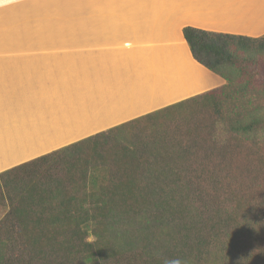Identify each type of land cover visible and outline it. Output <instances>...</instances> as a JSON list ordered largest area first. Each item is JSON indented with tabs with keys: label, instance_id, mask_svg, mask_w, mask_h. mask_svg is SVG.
Listing matches in <instances>:
<instances>
[{
	"label": "trees",
	"instance_id": "16d2710c",
	"mask_svg": "<svg viewBox=\"0 0 264 264\" xmlns=\"http://www.w3.org/2000/svg\"><path fill=\"white\" fill-rule=\"evenodd\" d=\"M182 33L225 84L1 172L0 264H264V35Z\"/></svg>",
	"mask_w": 264,
	"mask_h": 264
},
{
	"label": "crops",
	"instance_id": "0c3cea01",
	"mask_svg": "<svg viewBox=\"0 0 264 264\" xmlns=\"http://www.w3.org/2000/svg\"><path fill=\"white\" fill-rule=\"evenodd\" d=\"M185 27L260 37L264 0H0V42L33 43L31 51L39 54L20 47L19 57L25 58L48 57L43 53L56 48L73 52L68 46L77 44L78 54L58 56L79 59L83 78L77 83L73 74L56 77V82L75 81L81 89L74 101L60 106L44 90L43 75L32 68L17 66L9 72L0 66L3 91L8 92L5 86L15 78L19 92L11 90L13 97L25 105L29 99L48 101L46 112L53 114L50 124L28 133L20 130L24 137L11 136L16 132L11 126L0 128V172L81 133L100 132L223 86L220 76L193 59L183 37ZM10 35L17 38L9 39ZM93 76L96 87L89 88L88 77ZM4 97L0 96V106ZM42 108L35 104L31 112ZM46 130L52 138L43 140L40 134Z\"/></svg>",
	"mask_w": 264,
	"mask_h": 264
},
{
	"label": "rangeland",
	"instance_id": "374dc122",
	"mask_svg": "<svg viewBox=\"0 0 264 264\" xmlns=\"http://www.w3.org/2000/svg\"><path fill=\"white\" fill-rule=\"evenodd\" d=\"M8 38L14 39V38H17V36L10 35ZM33 45H34L33 43L22 44L19 42H4V43L0 42V54H1L0 56H2V57H0V66L6 67V69L9 70V72H12V70L17 66L21 67V68L28 69V70L29 69L31 70V68H32L33 71L44 76L43 79H41V80H44V82H45L43 85H46V86H43V88H44V90L48 91L47 94L51 95L54 99H56V101H60L62 103V104H60V106L69 105L71 103L70 100L74 101L72 99V97L78 96L81 93V89L76 87L75 86L76 84H73V83H76L75 81H73V83H71L72 81H69V84H68V82L67 83L64 82V80H62L63 82H56V77L63 78L65 76V77L69 78L73 74L74 75L73 78L77 81V83L80 82V79L82 81L83 78H80L82 76L80 75V69L78 66L79 65V59H75V58L70 59V58L62 57L63 56L62 54H78V52L74 51V50L79 49L77 44H71L68 46L70 48V50L73 52H70V51L64 52L62 50V48L61 49L56 48V51L43 53L44 55H46L48 57H43V58L19 57L20 47H21V50L29 49V51H27V53L38 55L39 53H37V52L33 53L31 51L32 50L31 48L33 47ZM39 45L42 46L43 44H37L36 46H39ZM63 49H65V48H63ZM20 54L24 55V52H22ZM43 54L41 53V55H43ZM58 55H62V56H58ZM13 80H14V83L7 82V84L5 86V87L8 86L7 88L9 89L8 90L9 94H8V92L3 91V88H0V96L4 95L6 97V98L4 97V99L2 100V106H0V109H1L0 128L2 126H4V127L5 126H11L12 130H14V129L16 130V132L11 133V136L12 135L23 136L22 135L23 133H21L20 130H23V131L28 130L27 131V133H28L31 130H36V128H39V127L41 128V126L44 123H46V124L52 123L53 119L51 116H53V114L46 112V111H49L47 109L49 106L48 105L49 103L46 104L48 101L42 103L43 100L37 102V99H36L32 103V100L29 99L28 101L31 102L32 104H34L33 106L31 103H26V105L23 104L22 101L17 100L16 97H13L15 94L12 91H14V92L18 91L19 92V83H18L19 80H18V82H16L15 78ZM88 81H89V84H88L89 88H95L96 87L94 76L92 77V79H90L88 77ZM41 83L42 82L40 81V84ZM83 92L86 94V89H83ZM55 95H57V96H55ZM30 97H31V95H30ZM85 98L83 100H85ZM79 103H77V104H79ZM35 104L40 105V108L43 107L39 113H32L31 112V110L32 111L35 110ZM49 128H51V127H49ZM47 129H48V127H47ZM95 132H97V131L94 130V131H88V132L81 133V134L77 135L75 137V139H73V140L78 141V140H80L79 138H82V139H83V137L86 138V137H88V135L91 136V135H93V133L95 134ZM51 133H52V131H51ZM45 134H47V135H45ZM59 134L63 135L62 132H60ZM40 135L44 136V137H41L42 139L43 138H52L49 130H46V133H41ZM76 141H73V142H76ZM36 142H38V139L34 143L36 144ZM73 142H71V143H73ZM71 143L65 144L63 146L69 145ZM63 146H61V147H63ZM61 147H58V148H61ZM58 148H54V149L52 148V150H50L48 152H51V151L56 150ZM48 152H46V153H48ZM41 155H43V154H41ZM25 161H23V162H25ZM23 162H21V163H23ZM21 163H19V164H21ZM19 164H16V165H19ZM16 165H14V166H16ZM14 166H11V167H14ZM11 167H9V168H11ZM9 168H7V169H9ZM7 169H5V170H7ZM5 170H2L1 172L5 171ZM4 211H5V209H0V217L2 216Z\"/></svg>",
	"mask_w": 264,
	"mask_h": 264
},
{
	"label": "clouds",
	"instance_id": "9594fccd",
	"mask_svg": "<svg viewBox=\"0 0 264 264\" xmlns=\"http://www.w3.org/2000/svg\"><path fill=\"white\" fill-rule=\"evenodd\" d=\"M81 230L87 233L84 237L85 243H89V244L93 243V241L95 240V236L92 234L91 221H89L88 226L82 225ZM162 264H187V261L179 256L163 257Z\"/></svg>",
	"mask_w": 264,
	"mask_h": 264
}]
</instances>
